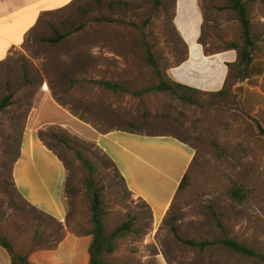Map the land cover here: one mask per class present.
Listing matches in <instances>:
<instances>
[{
  "label": "rangeland",
  "instance_id": "1",
  "mask_svg": "<svg viewBox=\"0 0 264 264\" xmlns=\"http://www.w3.org/2000/svg\"><path fill=\"white\" fill-rule=\"evenodd\" d=\"M203 2L207 50L242 44L240 23L225 9L227 0ZM242 2L249 7L251 34L259 48L255 56L264 57V4ZM171 15V8L160 0H78L44 15L25 43L0 62V102L9 91L13 94L11 103L0 109V236L12 246L23 252L50 247L65 230L27 205L13 184V166L35 117L42 140L66 165L67 228L81 233L92 228L85 186L89 172L78 154L94 168L93 179L108 213L107 232L124 222L133 224V230L117 241L114 253L106 256V264H264V194L255 205L239 207L225 193L227 177L242 162L250 163L264 184V138L236 110L249 112L250 106H259L252 115L264 125V76H238L235 63L222 95L186 91L195 104L167 93H146L160 79L170 81L167 70L185 53ZM146 44L159 74L146 61ZM256 64L253 73L264 67V62ZM102 82L120 90H108ZM68 119L101 131L124 122L128 128L173 135L200 153L201 167L166 216L155 221L149 206L129 192L110 159L87 140L91 131L81 128L86 139L79 136L64 126ZM174 229L182 240L217 243L213 248L225 253L218 242L232 238L260 257L217 259L200 254L183 245Z\"/></svg>",
  "mask_w": 264,
  "mask_h": 264
},
{
  "label": "crops",
  "instance_id": "2",
  "mask_svg": "<svg viewBox=\"0 0 264 264\" xmlns=\"http://www.w3.org/2000/svg\"><path fill=\"white\" fill-rule=\"evenodd\" d=\"M78 0H0V62L8 59L26 41L44 15L61 11ZM171 8L172 26L185 53L181 61L167 70L171 82L216 94L224 90L233 65L238 63L235 50L209 52L203 41L207 9L203 0H160ZM264 4V0H262ZM248 72L264 76V67L253 73L256 57ZM250 71V72H249ZM53 110L63 115L56 104ZM259 106H250L256 113ZM66 120V118H65ZM30 120L20 145L19 156L12 170L13 184L25 203L43 217L51 218L63 227L64 236L55 248L33 247L23 252L13 245V252L0 244V264H12L15 255L27 256L31 264H90L91 235H77L67 228L68 209L65 197L67 169L63 159L40 136V130ZM72 122L78 124L73 126ZM64 126L84 137L83 129L91 131V138L114 163L133 197L145 202L155 221L162 220L176 198L196 151L181 139L164 133H154L121 126L101 131L79 120L68 119ZM86 139V138H85Z\"/></svg>",
  "mask_w": 264,
  "mask_h": 264
},
{
  "label": "trees",
  "instance_id": "3",
  "mask_svg": "<svg viewBox=\"0 0 264 264\" xmlns=\"http://www.w3.org/2000/svg\"><path fill=\"white\" fill-rule=\"evenodd\" d=\"M225 9L230 11L237 17L241 26L242 44L230 43L228 45V50H235L238 53V76H240L243 73V70L241 68L242 65L245 66V70L248 72L249 67L253 62V54L256 50V43L251 34V21L248 16L249 7L247 6V4L243 3L242 0H227V6ZM145 56L147 63L155 68L157 73L159 74L160 72L157 70V62L153 56L151 47L148 44H146ZM100 84L111 91L120 90L117 85L111 84L109 82H102ZM152 91L167 93L173 98L179 99L180 101L188 104H195L196 101L192 96H188L186 91H190L193 93L199 92L198 90L171 81H166L164 79H160V81L154 86L145 90L146 93ZM223 93L224 90L216 94L222 95ZM141 94L143 93H138V95ZM12 96L13 94L9 91L7 96H5L0 102V109H4L11 103ZM221 155H223V153H221ZM78 158L82 161L85 168L89 172V175L85 181V186L87 189V196L90 198L92 228L86 232L81 233L75 231L74 233L77 235H91L93 237V241L89 250L90 264H106V256L114 253L117 246V241L128 235L133 230V224L131 222H124L117 225L111 232H107L106 220L108 213L104 208L100 190L96 188L93 179L94 168L90 162L83 159L81 154H78ZM200 167V153L197 152L186 175L181 182L176 198L178 197L180 192L186 189L192 175L198 172V169ZM225 193L227 198L236 206L251 207L258 203L260 201V197L264 194V184L261 183L257 179V177H255L252 165L247 162H242L240 164V167H235L233 173L227 177ZM213 214L216 215L214 212ZM217 222L220 225V220H217ZM175 235L177 239L187 248L199 252L200 254H209L213 258L221 259V256L227 258V255H233L238 258L247 259H256L260 257L256 250L232 238H224L223 240L218 242L222 244L223 248L226 251L225 253L213 248L217 243L200 242L196 239L182 240L178 237L176 231ZM63 236L61 237V239L63 238ZM61 239L58 242L52 244L50 247L55 248L61 241ZM0 244L10 252H13L12 244L7 239L1 236ZM12 264L31 263L29 262L27 256L15 255L13 257Z\"/></svg>",
  "mask_w": 264,
  "mask_h": 264
},
{
  "label": "water",
  "instance_id": "4",
  "mask_svg": "<svg viewBox=\"0 0 264 264\" xmlns=\"http://www.w3.org/2000/svg\"><path fill=\"white\" fill-rule=\"evenodd\" d=\"M236 110L243 114L254 125L258 135L264 138V125L261 123V121L257 117L253 116L251 113L243 110L240 107H237Z\"/></svg>",
  "mask_w": 264,
  "mask_h": 264
}]
</instances>
